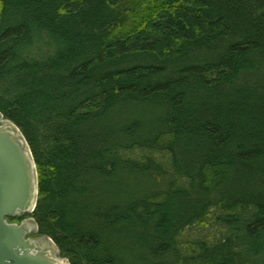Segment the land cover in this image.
<instances>
[{
	"label": "trees",
	"instance_id": "trees-1",
	"mask_svg": "<svg viewBox=\"0 0 264 264\" xmlns=\"http://www.w3.org/2000/svg\"><path fill=\"white\" fill-rule=\"evenodd\" d=\"M0 111L70 264H264V0H0Z\"/></svg>",
	"mask_w": 264,
	"mask_h": 264
},
{
	"label": "water",
	"instance_id": "water-1",
	"mask_svg": "<svg viewBox=\"0 0 264 264\" xmlns=\"http://www.w3.org/2000/svg\"><path fill=\"white\" fill-rule=\"evenodd\" d=\"M39 198L37 165L24 134L0 111V264H69L58 245L39 236L32 215Z\"/></svg>",
	"mask_w": 264,
	"mask_h": 264
},
{
	"label": "rangeland",
	"instance_id": "rangeland-1",
	"mask_svg": "<svg viewBox=\"0 0 264 264\" xmlns=\"http://www.w3.org/2000/svg\"><path fill=\"white\" fill-rule=\"evenodd\" d=\"M123 156L127 159H133L138 161L147 158H153L158 164H160L162 167L166 169H169L171 164L168 155L161 154L159 152H151L143 149H135L133 151L124 152ZM216 213H217L216 211H213L203 223L196 224L186 229V231L179 238L180 249L185 253H188V256L192 255L198 250L200 243H206V242L214 243L217 240H219L223 234H225L226 231L222 230L219 227V225H216L215 223L214 214ZM175 258L177 257L175 256ZM172 260L175 259L172 258Z\"/></svg>",
	"mask_w": 264,
	"mask_h": 264
}]
</instances>
